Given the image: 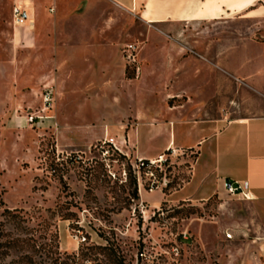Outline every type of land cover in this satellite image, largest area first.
I'll return each mask as SVG.
<instances>
[{
	"label": "rangeland",
	"instance_id": "obj_1",
	"mask_svg": "<svg viewBox=\"0 0 264 264\" xmlns=\"http://www.w3.org/2000/svg\"><path fill=\"white\" fill-rule=\"evenodd\" d=\"M40 1L29 44L16 40L11 0H0V264H264V204L230 196L217 179L198 181L190 150L143 166L125 141L135 109L152 100L183 115L204 105L213 114L216 104L225 116L246 106L264 114V0L252 17L178 33L109 0ZM187 39L197 47L179 49V59H218L220 84L205 71V84L190 93L181 84L165 102L151 91L164 44ZM127 45L150 69L145 78L127 63ZM229 63L252 76H229ZM47 88L55 101L43 111Z\"/></svg>",
	"mask_w": 264,
	"mask_h": 264
},
{
	"label": "crops",
	"instance_id": "obj_2",
	"mask_svg": "<svg viewBox=\"0 0 264 264\" xmlns=\"http://www.w3.org/2000/svg\"><path fill=\"white\" fill-rule=\"evenodd\" d=\"M109 1L138 15L151 27H161L178 33L184 30L185 26L191 24L198 27L202 24L209 26L232 14L252 17L254 11L262 9V7L253 8L255 3L263 0ZM11 3L27 17L23 26L16 27V40L22 39L30 44L31 30L36 24L37 17L43 14V4L40 0H11ZM29 24L32 26L30 27ZM250 44L252 45L251 41ZM193 47L197 46L189 39L181 42L178 40L165 42L164 69L161 74L157 72L153 78L155 83L151 85V91H163L165 102L169 99V95L174 96L179 85L186 83L185 92H193L197 87L205 84V71L208 73L212 71L215 77L214 69L221 70V63L216 58L189 56L179 59V49L181 53H187V50ZM178 68L183 72L176 80L175 71ZM149 70H144L142 67L138 78H145ZM196 70L198 73L195 72ZM223 72L241 80H248L252 76V70L247 71L230 63L227 69L223 68ZM189 74L191 78L188 81L185 76ZM220 80L221 75L217 74L213 82L219 85ZM193 83L195 84L192 85ZM149 103L148 111H144L140 105L135 109L134 125L128 131V140L125 139L133 147L135 158L157 160L167 153L177 154L183 150H190L191 153L199 155L196 164L192 165L198 181L205 184L217 179L220 187L223 179L248 182L255 197L253 200L264 204V114L254 115L251 113L252 107L246 106V109L250 107L247 113L240 109L241 113L225 116L222 115L220 106L216 104L212 108L213 114H210V107L204 105L192 110L194 112L192 116L181 114L182 111L177 106H162L159 102V107L154 108L153 100ZM164 134L166 139L161 140ZM189 141L191 143L188 144ZM147 196L146 192L142 197L147 199ZM160 199L159 197L158 201L152 202V205L157 207ZM259 252L264 260V239L260 242Z\"/></svg>",
	"mask_w": 264,
	"mask_h": 264
},
{
	"label": "built area",
	"instance_id": "obj_3",
	"mask_svg": "<svg viewBox=\"0 0 264 264\" xmlns=\"http://www.w3.org/2000/svg\"><path fill=\"white\" fill-rule=\"evenodd\" d=\"M14 16H15V22H17L19 25H22L26 22L27 17L17 8H14ZM126 57H127V63L132 66V68L135 70L137 76L141 74V62L138 58L137 49L134 45H127L126 50ZM55 93L53 88H47L45 92L43 93V111L49 110L54 101H55ZM43 119L44 116H36L31 115L29 118L30 123H34L36 119ZM166 155H162L157 160H149L148 165H156L157 163H160L163 161L164 157ZM140 162H142V165L144 166V160L139 159ZM147 175H150L151 177H154L153 171H147ZM222 188L232 197H238L245 200H253L255 197L251 191V187L248 182H240V181H232L229 179H223L222 180ZM151 190H153V187H151ZM228 238H232V234H227Z\"/></svg>",
	"mask_w": 264,
	"mask_h": 264
},
{
	"label": "trees",
	"instance_id": "obj_4",
	"mask_svg": "<svg viewBox=\"0 0 264 264\" xmlns=\"http://www.w3.org/2000/svg\"><path fill=\"white\" fill-rule=\"evenodd\" d=\"M147 163L149 162V160H145ZM9 213L10 212V210L7 208V209H5V211H4V213H3V215H5V213Z\"/></svg>",
	"mask_w": 264,
	"mask_h": 264
},
{
	"label": "bare ground",
	"instance_id": "obj_5",
	"mask_svg": "<svg viewBox=\"0 0 264 264\" xmlns=\"http://www.w3.org/2000/svg\"><path fill=\"white\" fill-rule=\"evenodd\" d=\"M16 24H17V25H19L17 22H16ZM29 26L31 27L32 25H31V24H29Z\"/></svg>",
	"mask_w": 264,
	"mask_h": 264
}]
</instances>
